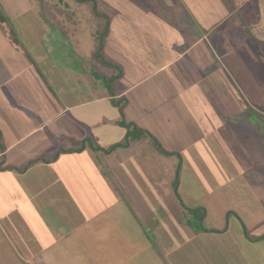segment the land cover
<instances>
[{
	"label": "rangeland",
	"instance_id": "rangeland-1",
	"mask_svg": "<svg viewBox=\"0 0 264 264\" xmlns=\"http://www.w3.org/2000/svg\"><path fill=\"white\" fill-rule=\"evenodd\" d=\"M103 1L115 9V14L109 20L107 27L106 19L95 21L88 6L89 2L81 5L76 0H0V22H2L0 24V55L3 62L0 70L5 67L10 69L6 73L3 71L5 75L4 73L0 74V91L9 92V95L7 93L8 97L13 96L19 100V107L18 105L15 107L22 110L17 111V118H21V124L27 126L24 120L27 117L28 109L35 110L39 114V118L43 120L48 112L51 114V110L54 114L56 111H60V107L73 106L76 103L81 104L97 95L110 94L115 87L126 88L136 76L133 69L143 65L137 61V56L150 59L152 62L156 57L154 55L157 53L156 50L161 49L160 43L156 41L158 36L160 38L166 34L164 38L167 40L170 38L168 36L172 34L171 31H178L175 28L178 26L176 15L178 16L180 13L183 17L179 18L188 26L189 22H193L195 18L194 15L185 12V8L189 6L190 2L195 3L194 0ZM171 1L175 2L170 3ZM213 1L215 2L213 3ZM198 2L206 3L208 7H211L209 10L207 9L208 15H203V10L197 6V13L200 17L198 19L199 31L207 32L213 27V31L209 32L213 33L209 43L212 44L211 47L218 52V55H221L220 50H224L226 53L221 61L224 62L226 70L229 71L231 80L236 83L241 96L237 92H230L229 94L231 97H238L241 101V98L245 99V104L241 106L240 103L238 106L240 109L239 120H242L243 117L244 120H242L243 123L239 125V128L236 127L237 140L240 143L239 148L243 149L239 152L242 155L239 158L240 161L234 159L233 156H223L221 146L216 147L214 141L212 142L214 144H208L210 138L206 137L203 140L201 138L202 146L197 149L199 152L192 155H184L178 152H171V155H166L156 150L149 152L148 156L147 154H143V157L142 154L131 156L122 152L127 149L126 147L118 145L117 148L120 152L119 154L114 152V155L118 154V157H122L120 161H124L123 163L126 164L123 171L127 175L125 180V184L126 182L127 184L123 186L131 187L132 192H128L129 196L119 192L117 196L120 197L121 195L122 202L126 203L135 214L138 226L146 228L147 232L154 238L163 236V241L166 238L169 241V237L176 234L172 228L179 225L184 229L189 228V226L195 229H203L206 225L214 226L216 219L221 220L217 224L227 226L226 233L218 235L220 237H216V241L211 243L209 247L213 250L216 246L223 248L221 252L223 254H219V258L218 255L215 257L216 253L213 254L211 251L208 255L210 264H235V259L230 253V246L236 248V245L230 237H237V232L240 234L238 241L236 239L237 249L245 250L247 255L251 252L248 259L251 261L250 264H264V215L257 219L256 223L255 221L252 222V220H248L247 216L242 218L238 210L233 207L225 210L217 207L215 204L219 205V203L212 201L213 198L209 201L211 206L207 202L211 196L206 193V190L216 187L215 183L217 182L221 184L222 182L233 181L225 188L226 191L230 189L234 191L235 186H230L235 185V180L248 182L247 178H250V174L247 172V166L242 164L262 165L261 171H264V16L259 19V23L254 27L253 19H257V16L254 15L252 2L246 3L247 21L245 26L251 31L250 34H247L240 31L237 23L235 26L232 24L237 19L238 14L235 17L231 15L229 19H223L230 12V9L224 4L222 5L217 0H198ZM46 5V8L58 5L63 10L72 11L71 19L68 20L65 19L66 17L57 15L59 20H62V27L45 21L43 15ZM56 9L58 8H55L54 11ZM51 10L48 9L47 11L51 12ZM211 13L215 15V18ZM211 20L213 24H210ZM4 28L12 33L9 42L20 45L27 54L18 53L17 48L3 41L5 40ZM9 32L6 34L8 35ZM5 37L8 40V37ZM155 44L158 45L157 48ZM163 49L167 48L163 47ZM160 52L162 53V50ZM185 59L190 60L192 56L189 55L188 57L187 55ZM31 64L35 69L33 71ZM146 65L148 66V63ZM20 68L24 74L18 73ZM139 75L140 73L137 76ZM153 82L150 80L148 83ZM138 88L140 89V87ZM159 93V87L151 86L150 98H155ZM125 99L129 100L127 96ZM110 101V105L116 108L119 113L116 123L123 128L122 136L124 137L127 132L135 131L136 133L141 130L142 133H139V136L151 137L149 143L153 148L156 147L157 136L153 131L161 133L164 130L163 127L157 125L153 127V131L149 130L150 123L146 120L140 127L138 123L141 120L135 121L132 117L129 118L127 114H124V109L119 106L125 104L124 99L121 102L119 100V104L113 99ZM140 103L134 104L131 110L141 113L142 106H139ZM221 108L220 106L219 109ZM44 110L45 112H43ZM207 111L208 114L210 111ZM102 112L105 113L102 107L87 106L84 117L94 116ZM73 113H77V111H69L66 114L69 118V114L75 115ZM81 113H83V109ZM215 113L217 112L214 111V115ZM228 113L229 110L226 111L225 109L223 115L226 116ZM66 114L57 117L52 128L60 126V129L71 136L80 134L79 138L74 140L76 145L84 144V150L90 148L93 151V156L95 153V159L104 161V156H101L103 151L99 149L101 144L97 142L100 139L98 134L94 132L96 124H86L83 121V124L80 123L81 132H78L76 130L79 129L74 124L66 123ZM108 114L110 115L109 110ZM233 116L232 110L230 118ZM143 117L146 119V115H139V118ZM77 118H81V115L78 114ZM230 120L232 122L234 117ZM13 122L16 121L13 120ZM104 123H109V120L104 119ZM189 124L188 121L184 127H189ZM4 125L7 132L11 124L4 122ZM136 126L138 127L137 130L134 129ZM123 137L118 142H122ZM188 156L192 158L189 159ZM81 159L88 160L83 154ZM156 166L160 168L153 169ZM30 173L33 176L30 177ZM58 173L65 177L68 171L61 169ZM25 175L30 178L34 186L33 191H27L28 189L23 186L25 185L24 182L23 185H18L14 181L10 185L7 180V189H9L7 198L13 197L14 192L17 191L21 194L22 200H15V198H13L14 200H7V205H19L21 210L13 208L6 216L0 215V264L18 262L19 258L23 261L22 264H29L31 257L42 253L38 240L34 239L36 235L39 237L46 236L48 240L57 236L64 229L74 230L79 226L82 219L81 216L74 214H78L79 210L69 209L67 212L65 208L68 204L67 201L59 203L62 204L65 215L69 214L70 216H51L55 212L59 214L58 209H52L50 213L47 212L50 216L47 215L46 211L41 214L39 210L43 209L42 204L45 201L41 199L43 195L40 185L41 190H36L38 183L35 179V171L27 170ZM155 176L158 177L155 178ZM123 177L124 174L119 178ZM159 177L165 180L164 185ZM128 178L129 180H127ZM229 178L235 179L229 180ZM112 183L114 184L113 178ZM240 186V191L233 192V197L243 196L242 190L245 189V184H240ZM232 190L229 191V195H231ZM199 195L201 197H198ZM26 196L32 200L26 201ZM95 203L94 201L85 203V205L91 206L90 209L86 210H90L89 214L94 212ZM262 203L264 211V200ZM54 204L55 202L52 205ZM69 204L75 206L74 202H69ZM38 211L40 214L36 215ZM206 211L210 214L209 218H205ZM245 228H247L248 235L244 233ZM246 235L248 237L260 235L258 237L261 239L263 250H259L256 246L251 251V245L248 244ZM168 241H164L163 244H167ZM227 244L229 245L227 246ZM44 252L46 253V250Z\"/></svg>",
	"mask_w": 264,
	"mask_h": 264
},
{
	"label": "crops",
	"instance_id": "crops-1",
	"mask_svg": "<svg viewBox=\"0 0 264 264\" xmlns=\"http://www.w3.org/2000/svg\"><path fill=\"white\" fill-rule=\"evenodd\" d=\"M230 1L232 5L227 4L228 1L217 0L230 9V12L223 19H229L231 15L235 17V13L246 16L247 2H252L254 15L257 16V19L254 18V27L259 23V19L264 16V0ZM174 2L171 1L170 3ZM194 2H190L189 6L185 8L186 13L195 16L194 21L189 22L188 26L185 24L186 22H182L183 16L180 13L178 16L176 15L178 26L175 28L178 31H171L172 34L168 36L170 38L167 40L164 38L166 34L160 38L158 36L156 41L160 43L161 49L156 50L157 53H154L156 57L152 62L150 59L137 56V61L143 65L133 69L136 76L134 75L135 77L129 85L126 84V88L115 87L110 94L97 95L81 104L76 103L73 106L60 107V111H56L55 115L51 110V114L48 112L47 116H44L48 111L47 109L43 115V120L39 118V114L35 110L28 109L27 117L24 120L27 126L21 124V118H17V111H22L15 107L16 105L19 107V100L13 96L8 97L7 93L9 95V92L0 91V135L2 140L0 142V215L6 216L13 208L21 210L19 205H7V200H14L13 198L22 200L21 194L17 191L14 192L13 197L7 198L9 194L7 180L10 185L14 181L18 185H23L24 182L25 185L23 186L28 189L27 191H33L34 186L30 178L26 177L25 172L34 170L35 179L38 183L36 190L42 189L41 194L43 196L41 199L46 203V205L45 203L42 204L43 209L39 210L41 214L45 211L50 213L52 209H58L59 214L55 212L51 216H70L69 214L65 215L62 204L59 203L67 201L68 204L65 207L67 212L69 209L79 210L78 214H74L82 218L79 226L74 230L64 229L57 236L48 240L46 236L39 237L36 235L34 239L38 240L42 253L31 257L29 264H210L208 255L211 251L213 254L216 253L215 257L218 255L220 258V255L223 254L221 253L223 248L216 246L213 250L209 247L211 243L216 241V237H220L218 235L226 233L227 226L218 225L217 222L220 223L221 221L219 219L214 221V226L206 225L203 229H195L191 226L184 229L180 225L174 227L172 229L176 231V234L169 237V241L167 238L164 240L165 242L168 241L167 244H163V236L160 238L152 237L146 228L141 226L142 229L138 226L135 214L126 203L122 202L121 195L120 197L117 196L119 192L125 193L126 196H129L128 192H132L131 187L123 186L127 184V182L125 184L127 175L123 171L126 164L123 163L124 161H120L122 157H118L119 148L111 151V153L101 152V156L105 158L104 161L95 159V153L93 156V151L90 148V150L83 149L82 151H64L67 147L62 146L61 142L66 140L74 143L80 134L71 136L60 129V126L52 128L57 117L76 110L77 113H73L75 115L69 114V118L66 114V123L74 124L79 129L76 130L78 132H81L80 123L83 124V121L86 124H96L94 132L98 134L100 139L97 142L101 144V147L106 148L112 143L120 141L123 137V128L116 123L119 113L116 108L110 105V100L113 99L118 103L119 100L121 102L124 99V114H127L129 118L132 117L135 121L140 119L141 122L138 123L140 127L145 120L150 123L149 130L153 131V127L157 125L163 127L164 130L161 133L156 131L153 133L166 151L192 155L199 152L197 149L202 146L201 138L203 140L206 137L210 138L208 144H214L212 143L214 141L216 147L221 146L223 156H233L234 159L239 160L242 156L239 152L243 149L239 148L240 143L237 140L236 127L239 128L244 117L239 120L240 109L238 106L240 103L241 106L244 105L245 99L241 98V101L238 97H231L229 94L230 92H237L240 95V90L236 83L231 80L229 71L226 70L224 62L221 61L226 53L224 50H220L221 55H218V52L214 51L211 47L212 44L209 43L211 42L210 36L213 35L209 32L213 31V27L207 32L199 31L198 19L200 17L197 13V6L201 7L203 15H206L207 9L209 10L211 7H208L206 3L198 2V0H194ZM171 7L173 6L171 5ZM212 16L215 18L214 14ZM210 24H213L212 20ZM232 24L236 25V19ZM170 25L172 24L170 23ZM4 35L8 37V40L4 36L5 40L3 41L17 48L18 53L27 54L20 45L9 42V35L6 33ZM155 46L158 47L157 44ZM163 47L167 49H163ZM187 55L188 57L191 55L192 59L186 60ZM207 55L209 57H205ZM2 63L0 55V68ZM31 66L32 71L35 70L32 64ZM9 70L8 67H5L0 70V74ZM18 73L24 74V71L20 68ZM29 73L31 74V72ZM139 73L140 75L137 76ZM150 80L154 82L149 84ZM154 85L156 88L159 87L160 93L155 98H150V88ZM126 96L130 101L125 99ZM137 103L142 106L141 113L131 110L132 106ZM87 106L102 107L105 113L84 117ZM220 106L221 109H219ZM82 109L83 113H81ZM225 109L226 111L229 110L226 116L223 115ZM108 110L110 115H107ZM213 110L217 112L215 115ZM232 110L233 123L230 120L233 119V117L230 118ZM206 111L210 112L207 114ZM78 114L81 115V118H77ZM139 115H146V119L144 117L139 118ZM104 119L109 120V123H104ZM188 121L190 122L189 127H184ZM4 122H9L12 125H9L8 128L10 132L5 131ZM149 140L150 138L146 136L142 137L131 142L126 147L127 149L121 151L131 156L141 154L142 157L143 154L148 156L149 152L157 150L156 147L153 148L150 145ZM114 152L118 154L114 155ZM82 154L88 158L87 161L81 159ZM167 157L171 158L170 156ZM188 157L189 159L192 158ZM109 158L110 160H108ZM180 159L182 158L180 157ZM242 165L247 166V172L250 174V178H247L248 182L235 180V185L230 186H235L234 191L229 190H232L231 195L225 188L233 181H226L221 184L217 182L215 183L216 187L206 190V193L211 196L207 202L209 203L213 198L212 201H217L219 205L217 203L215 205L222 210L233 207L238 210L242 218L247 216L248 220L256 223L257 219L264 215L262 203L264 200V171H261L262 165ZM159 168L156 166L153 169ZM61 169L68 171L65 177L58 173ZM123 174L124 177L119 178ZM31 176L33 175L30 173ZM232 179L235 178H229V180ZM161 182L163 185L165 184L164 179H161ZM240 184H245V189L242 190L243 196L233 197V192L240 191ZM31 200L32 198L26 196V201L30 202ZM200 200L205 201L203 198ZM89 201L96 202L92 214H89L90 210L86 211L91 208V206L85 205ZM54 202L55 204L52 205ZM69 202H74L75 206L70 205ZM209 204L211 205V203ZM39 211L36 215L40 214ZM47 215L50 216L48 213ZM209 216L210 214L206 211L205 218H209ZM219 217L222 216L219 215ZM246 229H244V233L248 235ZM160 231L158 232L160 233ZM258 236L260 235L247 236L251 251L256 246L259 250H263L261 239ZM239 238L238 232L237 237H230L236 245V248L230 246V253L235 259V264H250L251 261L248 259L251 252L247 255L245 250L237 249L236 242ZM214 260L216 261L217 258ZM21 262L23 261L19 258L18 262H10V264H22Z\"/></svg>",
	"mask_w": 264,
	"mask_h": 264
},
{
	"label": "trees",
	"instance_id": "trees-1",
	"mask_svg": "<svg viewBox=\"0 0 264 264\" xmlns=\"http://www.w3.org/2000/svg\"><path fill=\"white\" fill-rule=\"evenodd\" d=\"M79 4H85V2H89L88 6L90 8V11H91V14L92 16L94 17L95 21L97 20H102V19H106V27L108 26V23H109V20H111L112 16L115 14V9H113L109 4H107L105 1L103 0H76ZM225 1H228L229 3L227 4H231V1L230 0H225ZM44 4H47L46 2H44ZM47 5L45 6V14L43 15L44 20L49 22V23H52L53 25L55 26H58V27H62V20H59L58 16L60 15L61 17H66L65 19H71V16H72V11H68L66 9H62L61 7H59L58 5L57 6H51V8H46ZM55 8H58L56 9V11H54ZM48 9H52L51 12L47 11ZM255 13V12H254ZM238 14V17L236 19V23L237 25H239L240 27V30L243 32V33H247V34H250L251 31L250 29H247L248 27L245 26L246 25V21H247V15L246 16H241L242 14L240 13H237ZM58 15V16H57ZM236 15V13H235ZM58 18V19H57ZM251 20V19H249ZM255 21V19H253ZM252 21V20H251ZM2 23V22H0ZM255 24V22L253 23ZM65 30V29H64ZM3 31L6 33V32H9L10 30L8 29H3ZM11 32H9V37L11 36ZM119 104V103H117ZM118 106V105H117ZM121 107V109H123V105H119ZM137 126L134 128L137 130ZM133 131V130H132ZM139 133H142L141 130H138L136 133L135 131L132 132V133H129L127 132L124 137H123V141L122 142H117V143H113L111 144L110 146L106 147V148H101L99 146V149H102V151L104 153H111V151H113V148L116 149L119 146H123V147H127L129 146V144L133 141H136V140H139L140 138H142L141 136H139L140 134ZM151 138V137H150ZM87 139V137H86ZM156 148L158 151H160L161 153H164L166 155H171L172 153L171 152H168L166 151L162 145H160V143L158 141H156ZM61 145L62 146H66L67 148L64 150V151H76V150H79V151H82L84 149V144L81 145V146H77L76 143L74 142H67L66 140H63L61 142ZM91 146V145H89ZM70 147V148H69ZM72 147V148H71ZM98 149V150H99Z\"/></svg>",
	"mask_w": 264,
	"mask_h": 264
}]
</instances>
